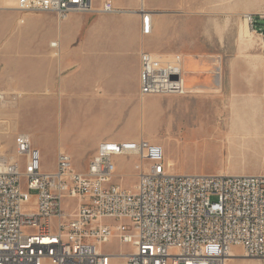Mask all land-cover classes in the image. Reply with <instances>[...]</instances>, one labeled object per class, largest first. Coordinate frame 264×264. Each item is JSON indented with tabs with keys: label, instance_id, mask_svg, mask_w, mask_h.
<instances>
[{
	"label": "built area",
	"instance_id": "2783aa9c",
	"mask_svg": "<svg viewBox=\"0 0 264 264\" xmlns=\"http://www.w3.org/2000/svg\"><path fill=\"white\" fill-rule=\"evenodd\" d=\"M13 9L59 19L94 11L91 0H15ZM96 11L120 12L111 0ZM138 14L147 35L151 11ZM247 20L253 28V18ZM182 59L179 52L142 49L141 97L191 94L182 86ZM16 98L0 89V105ZM15 153V159L0 154V264H112L115 258L122 264H226L233 247L264 259V175L171 173L163 147L143 137L101 141L84 171L64 150L55 169L44 171L26 133L17 134ZM118 157L135 159L130 187L114 181L123 177ZM112 240L130 250H105Z\"/></svg>",
	"mask_w": 264,
	"mask_h": 264
},
{
	"label": "crops",
	"instance_id": "0c3cea01",
	"mask_svg": "<svg viewBox=\"0 0 264 264\" xmlns=\"http://www.w3.org/2000/svg\"><path fill=\"white\" fill-rule=\"evenodd\" d=\"M137 1L114 0V3L119 9L130 10L139 7ZM158 2L163 7L173 3ZM91 4L96 7L98 2L91 0ZM143 6L146 8L144 0ZM12 10L6 20L3 18L6 14L0 13V31L3 27H17V32L8 39L7 49L3 44L4 35L0 34V88L6 91L16 88L22 93L16 99L17 103L20 101L16 107L18 122L21 118L23 124L24 108L30 105V129L26 132L33 145L39 148L42 143L49 144L56 154L59 150L66 151L76 170H86L103 140L145 138L139 128L143 115L139 103L153 99L172 104L184 99L175 96L141 99L139 53L146 46L138 15L137 20L126 24L129 33L64 34L63 27L78 28L82 18L70 13L63 20L54 13ZM118 24L123 27L124 20ZM258 26L262 50L253 79L260 104L257 121L252 127L244 128H235L220 120L204 126L194 122L185 127L166 125L162 144L169 153L175 154L165 160L169 172L264 175V71L259 69V65L264 66V24L258 23ZM150 52L158 54L155 50ZM190 57L195 60L194 65L185 68L184 62ZM208 64L202 56L183 55V69L194 76L187 85L191 91L188 101L212 100L210 95H199L205 88L196 84L207 81L203 75L209 73ZM96 113L101 116L97 117ZM144 115L146 118V112ZM82 162L84 168L80 167Z\"/></svg>",
	"mask_w": 264,
	"mask_h": 264
},
{
	"label": "rangeland",
	"instance_id": "374dc122",
	"mask_svg": "<svg viewBox=\"0 0 264 264\" xmlns=\"http://www.w3.org/2000/svg\"><path fill=\"white\" fill-rule=\"evenodd\" d=\"M4 1L15 5V0H0V13L6 14L3 17L6 20L10 18L13 10L3 8ZM104 1L97 0L98 5L94 8L99 9ZM111 1L116 6L114 0ZM158 1L160 0H144L145 7L154 14L153 29L147 36H143L146 49L155 50L158 55L179 52L182 56L193 53L206 58L209 61L207 66L209 73L204 74L203 77L207 81H199L196 84L203 85L200 88H205V91L199 95L202 97L210 95L212 98L210 102L204 98L190 102L187 100L188 96H175L184 99L176 100L172 104L167 102L162 104L153 99H147L142 105L139 103L143 115L146 112V118L142 115L139 126L142 136L163 147L165 162L168 155L175 157L174 152L169 153L162 144L166 125L185 127L194 122L204 126L208 122L220 120L230 123L232 127L244 128L252 127L257 121L260 104L253 79L258 71L259 53L262 50L258 23L264 24V0H167L173 3L164 7ZM136 2L138 3L137 0ZM72 14L82 18V21L78 28L74 25L63 27L64 34L129 33L126 24L138 19L135 14L118 12L116 15H109L96 10ZM245 15L254 18L255 28H251L245 22ZM121 19L124 20L123 27L118 24ZM245 24L251 31L248 42L241 37V29ZM15 32L17 27L1 29L0 34L4 35L5 49L9 47L8 39ZM12 45H15V42H12ZM194 62L192 57L188 58L186 68L189 64L194 65ZM259 69L264 71V66L259 65ZM187 75H189L187 83H191L194 76L189 72ZM13 89V91L3 90L8 93L18 91L16 88ZM16 99L0 106V121H3L0 123V154L7 158L14 155L17 134L27 133L26 131L30 129V105L24 108L22 124L21 118L19 122L17 121L16 107L20 101L17 103ZM162 108H164L163 114ZM96 116L101 115L96 113ZM38 149L41 155V168L44 171H52L56 167V153L53 146L42 143ZM19 160L22 161L20 158ZM115 162L117 171L123 174V177L115 178L114 181L119 182L123 187L133 185L135 159L118 157ZM80 167L84 168L85 164L80 163ZM214 199L215 196L212 197V200ZM103 247L113 253L119 250L125 253L130 250L128 245L119 246L115 240ZM232 250L235 256L228 259L227 264H264V259L243 257L240 253L243 251L238 247H233ZM112 264H122L121 259H113Z\"/></svg>",
	"mask_w": 264,
	"mask_h": 264
},
{
	"label": "bare ground",
	"instance_id": "6f19581e",
	"mask_svg": "<svg viewBox=\"0 0 264 264\" xmlns=\"http://www.w3.org/2000/svg\"><path fill=\"white\" fill-rule=\"evenodd\" d=\"M139 3H140V5H139V7L137 8V9H130V10H125V9H119V11H120V13L122 12V13H129V14H135V15H138L139 17H140V15L138 14V11H141V9H146V8H144V6H143V0H139ZM2 7L3 8H5V9H13V7H14V5H11L10 3H6L5 1H4V5H2ZM91 7H92V9H94V10H97L96 8H94L93 6H92V4H91ZM151 14L153 15V13L151 12ZM151 15V16H152ZM58 18H59V16H57ZM67 17V16H66ZM66 17L64 18V19H66ZM245 22L247 23V24H249V22H248V20H247V15H245ZM247 24H245L244 26H243V28L241 29V37L245 40V41H249V39H250V34H251V31H250V29H249V27H248V25ZM250 25V24H249ZM152 30V29H151ZM251 38H252V36H251ZM248 45V44H247ZM155 55H158L157 53H154ZM184 65H185V68H186V60H185V62H184ZM182 69H183V59H182ZM188 72V71H187ZM187 72H186V69H184V79H182V86H187L188 85V83H187V78H189V75H187ZM15 92V94H17V97H20L21 95H22V93L21 92H19V91H14ZM144 98V96L141 98V99H143ZM5 104V103H4ZM4 104H2V105H0V106H3ZM241 109V108H240ZM232 112V111H231ZM241 113V112H240ZM241 114H243V113H241ZM246 114V113H245ZM151 115H153L152 113H151ZM242 118V117H241ZM149 119V118H148ZM207 122H208V120H206ZM0 123H3V121H0ZM20 133H25V132H20ZM27 134V133H26ZM28 135V134H27ZM29 136V135H28ZM11 159H15L16 158V153H15V151H14V155L12 156V157H10ZM241 255L243 256V257H245V255H244V253L243 252H241ZM227 256H228V259H230V258H232V257H234L235 256V253H234V251L231 249L230 251H229V253L227 254ZM248 258V257H247ZM118 259V258H117ZM228 259H227V262H228ZM122 261L123 260H121V263H122ZM227 262H226V264H227Z\"/></svg>",
	"mask_w": 264,
	"mask_h": 264
},
{
	"label": "trees",
	"instance_id": "16d2710c",
	"mask_svg": "<svg viewBox=\"0 0 264 264\" xmlns=\"http://www.w3.org/2000/svg\"><path fill=\"white\" fill-rule=\"evenodd\" d=\"M252 18H253V17H252ZM255 26H256V25H255V23H254V18H253V28H255ZM256 29H257V27H256Z\"/></svg>",
	"mask_w": 264,
	"mask_h": 264
}]
</instances>
